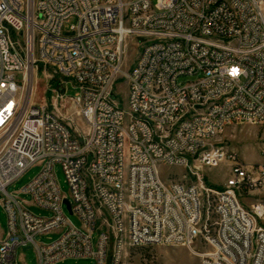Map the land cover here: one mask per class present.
Listing matches in <instances>:
<instances>
[{
  "label": "built area",
  "instance_id": "obj_1",
  "mask_svg": "<svg viewBox=\"0 0 264 264\" xmlns=\"http://www.w3.org/2000/svg\"><path fill=\"white\" fill-rule=\"evenodd\" d=\"M40 65L80 89L70 99L85 133L45 104L23 108L22 83ZM240 124H264V0H0V264H18L30 243L39 264H125L130 249L158 245L201 264H264V162L220 140ZM223 162V186L206 183L202 168ZM35 165L22 192L48 218L8 192ZM162 166L195 181L164 178ZM49 233L60 236L36 242Z\"/></svg>",
  "mask_w": 264,
  "mask_h": 264
},
{
  "label": "rangeland",
  "instance_id": "obj_2",
  "mask_svg": "<svg viewBox=\"0 0 264 264\" xmlns=\"http://www.w3.org/2000/svg\"><path fill=\"white\" fill-rule=\"evenodd\" d=\"M155 2V0H153ZM76 20L72 19L65 24L64 30H69L71 25H75ZM21 45L23 40L20 39ZM136 45L130 43L125 60V69L130 67L136 58ZM22 75L19 73L17 78L20 80ZM187 79H182L186 81ZM67 79L55 72L50 67L44 65L38 66L34 72L28 74L26 82L22 83L20 91V101L23 108L28 105L45 104L55 111L60 117L69 118L73 127L86 132L87 128L82 120L76 115V107L70 98L80 96L81 91L71 82L66 85ZM116 92L122 104L126 105L127 100V83L120 81L117 84ZM65 96V99L57 97ZM222 143L230 151L237 152L240 160L247 163L255 164L264 162V124H240L228 127L225 133L220 137ZM232 163L223 162L216 167H203L200 174L204 176L205 182L216 187H221L231 175L230 168ZM42 167L35 165L29 168L17 181L8 187L10 194L16 195L28 203V210L37 216L50 217L52 213L46 209L40 208L32 204V199L22 190L41 172ZM164 178L171 176L174 179H182L183 175H187L186 182L192 183L194 178L188 176L186 169L178 167H161ZM55 172L59 187L62 194L70 196L69 185L66 182L65 175L59 165L55 166ZM254 198H252V201ZM65 215L71 223L80 226L77 216L71 215L65 207ZM8 231V218L0 204V232L6 234ZM60 234L49 233L36 237L39 244H49L56 240ZM196 249H201L199 245H195ZM18 264H39L35 247L33 244L22 246L18 249ZM56 264H93L92 259L84 258H67ZM125 264H201L198 256L190 252L184 246H146L136 249H130L126 255Z\"/></svg>",
  "mask_w": 264,
  "mask_h": 264
},
{
  "label": "water",
  "instance_id": "obj_3",
  "mask_svg": "<svg viewBox=\"0 0 264 264\" xmlns=\"http://www.w3.org/2000/svg\"><path fill=\"white\" fill-rule=\"evenodd\" d=\"M65 203H66L68 209H70L69 202H68V201H65ZM70 213H71V212H70Z\"/></svg>",
  "mask_w": 264,
  "mask_h": 264
},
{
  "label": "snow or ice",
  "instance_id": "obj_4",
  "mask_svg": "<svg viewBox=\"0 0 264 264\" xmlns=\"http://www.w3.org/2000/svg\"><path fill=\"white\" fill-rule=\"evenodd\" d=\"M234 72H235V70H234Z\"/></svg>",
  "mask_w": 264,
  "mask_h": 264
}]
</instances>
